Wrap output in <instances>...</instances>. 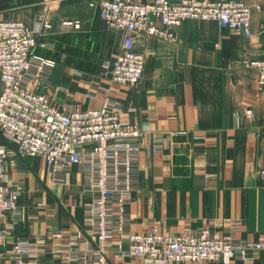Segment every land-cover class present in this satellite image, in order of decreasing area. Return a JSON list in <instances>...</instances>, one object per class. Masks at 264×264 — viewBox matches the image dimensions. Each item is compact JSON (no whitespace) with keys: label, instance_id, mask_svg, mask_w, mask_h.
Masks as SVG:
<instances>
[{"label":"crops","instance_id":"obj_1","mask_svg":"<svg viewBox=\"0 0 264 264\" xmlns=\"http://www.w3.org/2000/svg\"><path fill=\"white\" fill-rule=\"evenodd\" d=\"M94 1L0 0V21L50 23L34 53L54 63L45 75L29 78L28 90L57 108L71 104L82 110L96 108L109 96L124 108V119L149 128V135L139 139L134 176L139 192L128 206L130 231L158 227L175 234L220 224L222 234L264 244V89L257 90L255 72L243 65L248 59L264 60V0H233L252 9L250 39L213 21L194 20L175 29L173 42L138 36L145 65L137 86L117 85L101 75L102 62L118 53L125 34L105 26L98 8L89 6ZM63 20H78L80 28ZM244 109L252 111L250 118L233 117ZM160 138L167 140L164 150L152 153L151 142ZM5 171L6 184L20 195L17 213L0 217V228L12 225L0 245V264H13L6 249L17 240L48 239L59 231L54 241L59 243L87 231L83 205L90 193L81 187L77 166L71 167L67 186L53 183L38 157L10 156ZM62 256L47 251L25 264H63ZM254 257L253 264H264V249ZM107 261L144 264L115 251Z\"/></svg>","mask_w":264,"mask_h":264},{"label":"built area","instance_id":"obj_2","mask_svg":"<svg viewBox=\"0 0 264 264\" xmlns=\"http://www.w3.org/2000/svg\"><path fill=\"white\" fill-rule=\"evenodd\" d=\"M89 6L98 8L107 28L125 34L118 53L101 66V75L117 85L137 86L142 78L145 56L137 48L138 36L173 42L175 29L185 20H194L213 21L221 29L252 37V9L240 1L96 0ZM62 24L80 28L78 20ZM49 29L47 20L30 25L0 21V217L18 211L20 190L6 184L8 157H38L58 185L67 186L71 167L79 168L81 187L90 193L83 205L87 231L75 232L59 243L54 242L61 237L59 231L51 232L49 240L39 235L17 240L6 249L13 264L35 261L47 251L62 254L63 264H108L111 251L144 264H253L255 252L263 250L264 244L236 238L232 232L222 234L217 230L220 224L175 234H165L158 227L146 232L128 229V206L139 192L134 179L139 139L149 135V128L124 119V108L109 96L96 108L82 110L71 104L57 108L43 94L30 92L29 78L45 75L54 63L34 53L39 37ZM41 47L52 50L54 44ZM243 65L255 72L257 90L262 91L264 60L248 59ZM232 115L250 118L252 111ZM166 141L153 140L152 153L162 152ZM260 180L264 186V170ZM11 227L5 222L0 228V245Z\"/></svg>","mask_w":264,"mask_h":264}]
</instances>
